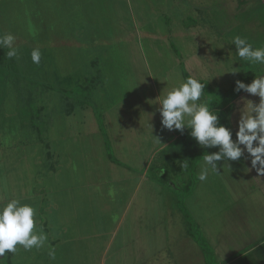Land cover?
Masks as SVG:
<instances>
[{
    "label": "rangeland",
    "instance_id": "374dc122",
    "mask_svg": "<svg viewBox=\"0 0 264 264\" xmlns=\"http://www.w3.org/2000/svg\"><path fill=\"white\" fill-rule=\"evenodd\" d=\"M0 32L18 49L11 60L0 49V203L31 204L48 235L3 264H224L247 253L261 264L251 252L264 243V177L249 160L203 182V160L166 167L154 195L135 193L143 182L129 171L163 165L152 157L169 133L157 98L190 76L235 133L242 98L259 102L235 82L251 83L264 65L239 58L232 39L264 47V0H0ZM109 133L120 165L109 162ZM131 202L141 226L122 252L118 241L106 250L116 228L107 219Z\"/></svg>",
    "mask_w": 264,
    "mask_h": 264
},
{
    "label": "clouds",
    "instance_id": "9594fccd",
    "mask_svg": "<svg viewBox=\"0 0 264 264\" xmlns=\"http://www.w3.org/2000/svg\"><path fill=\"white\" fill-rule=\"evenodd\" d=\"M29 33L35 35L31 26ZM15 40L11 33L0 32V49L8 50L6 56L9 60L18 56ZM232 43L235 54L250 66L264 65V47H253L246 37L240 35L234 36ZM31 61L39 65V48L31 50ZM254 77L249 84L240 80L235 82L234 92L259 98L258 103L242 98L247 103H243L239 109L240 118L235 133L220 123V114L213 107L201 100L205 84L198 79L190 76L172 87L166 95L157 98L162 129L182 134L188 130L201 149H217L203 154V163L197 174L199 181H206L210 173L220 175V167L227 165L231 169L229 162H237L242 158L250 161L251 169L258 176L264 177V75ZM219 162L224 163L221 165ZM183 167L187 169L188 164L184 163ZM47 241L48 235L38 226L37 210L31 204L22 203L16 198L0 203V257L3 258L0 264H3L8 254L15 256L21 249L25 252L40 250ZM48 255L55 259V249L51 246L48 247Z\"/></svg>",
    "mask_w": 264,
    "mask_h": 264
},
{
    "label": "crops",
    "instance_id": "0c3cea01",
    "mask_svg": "<svg viewBox=\"0 0 264 264\" xmlns=\"http://www.w3.org/2000/svg\"><path fill=\"white\" fill-rule=\"evenodd\" d=\"M99 130H104L103 126L101 125V127H99ZM114 138V137H113ZM113 138H112V135H110L109 133V137L105 139V141L109 142V146L110 148L112 149L111 150V155H109V162H111L112 164H117V165H120L119 163L121 161H119L117 158H116V153H114V144H113ZM190 138V135H189V132L188 130H185L183 132V134L179 131H172V132H169L167 133V136L165 138V142L160 145H157L158 148H155L153 149L155 152L152 153V157L153 159H158L159 161H162L163 165L162 166H150L148 168V170L146 171H142V172H138L136 170H133V171H129L130 174H136L138 176H140L142 182L144 183L145 181V186H143V183L141 185H138V187L136 188L135 190V193L137 192H140L141 190V193H144V189H147V188H151V193L154 195V192L156 190V187L155 185H159V183H162L160 181V178H164V174L166 173V154L165 153L167 150H170L173 148H171V146L174 144V143H178L180 144L179 142H186L188 139ZM107 145V144H106ZM209 152V150H208ZM115 154V155H114ZM151 159V161L153 160ZM157 160V161H158ZM203 160V157L202 159L200 160V162ZM155 161V162H157ZM156 165V163H155ZM129 168V167H127ZM128 171V169H127ZM115 176H118L115 174ZM127 178H129L127 176ZM172 185V184H171ZM141 188H140V187ZM155 186V187H154ZM154 190V192H153ZM139 205V204H136V206ZM132 207H135L134 206V203L131 202V203H128V204H125V207L123 209V211L121 213H119V216H117L115 219L113 217H109L107 220L109 221H117V223H114L112 222V225L115 226V230L111 231L108 233V241H107V248L106 250L110 247H112V245L116 244V241H118V244L115 245V247L117 248L116 249V253L118 252H122V248L128 244H130L131 242V239L128 235L129 233L133 230V226L132 225H137V226H141V222H142V214H139L137 215V212L139 210V208L135 209V216H132V219L130 218L129 219V211L131 210ZM140 213V212H139ZM132 226V227H131ZM121 227H126L123 231V236L119 237V232L121 233ZM131 230V231H130ZM131 234V233H130ZM121 235V234H120Z\"/></svg>",
    "mask_w": 264,
    "mask_h": 264
},
{
    "label": "trees",
    "instance_id": "16d2710c",
    "mask_svg": "<svg viewBox=\"0 0 264 264\" xmlns=\"http://www.w3.org/2000/svg\"><path fill=\"white\" fill-rule=\"evenodd\" d=\"M242 93V92H240ZM239 93V94H240ZM233 96H230V100H233ZM228 105H220L219 104V110L222 109H230L229 107H227ZM178 143H174L171 146V150L169 148V150H167L165 153L166 154V167H170L171 169H174L175 172H183V170L185 169L183 167L184 163L188 164V168L193 169L195 168L198 164V162H200V160L203 157V154L205 152H208L209 149H201L196 142L190 137L186 142H179ZM107 146L110 148L109 146V142H107ZM109 154L111 155V151H109ZM167 173L168 171H166V173L164 174L165 177H167ZM164 178H160V181L162 182ZM190 235V234H189ZM264 243L262 245H258L256 246L251 253L257 254L258 257H260L261 260V264H264ZM224 264H257L254 262L252 256H250V253H247L246 255H242V257L236 258L235 260L233 259H227L225 260Z\"/></svg>",
    "mask_w": 264,
    "mask_h": 264
},
{
    "label": "water",
    "instance_id": "95a60500",
    "mask_svg": "<svg viewBox=\"0 0 264 264\" xmlns=\"http://www.w3.org/2000/svg\"><path fill=\"white\" fill-rule=\"evenodd\" d=\"M1 258V257H0Z\"/></svg>",
    "mask_w": 264,
    "mask_h": 264
}]
</instances>
